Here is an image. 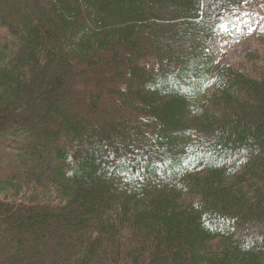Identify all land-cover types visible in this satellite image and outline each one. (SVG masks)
Returning a JSON list of instances; mask_svg holds the SVG:
<instances>
[{"label":"trees","instance_id":"obj_1","mask_svg":"<svg viewBox=\"0 0 264 264\" xmlns=\"http://www.w3.org/2000/svg\"><path fill=\"white\" fill-rule=\"evenodd\" d=\"M261 5L0 0V264H264Z\"/></svg>","mask_w":264,"mask_h":264},{"label":"rangeland","instance_id":"obj_2","mask_svg":"<svg viewBox=\"0 0 264 264\" xmlns=\"http://www.w3.org/2000/svg\"><path fill=\"white\" fill-rule=\"evenodd\" d=\"M260 33L264 34V5L247 9L238 17L234 28H226L220 35L215 45L219 59L229 65L247 62L249 55L259 46ZM52 159L55 160L54 157ZM31 167H39L41 172H46L47 166L41 159H32L28 161L26 168L19 170L14 167V172L25 174ZM12 171L11 167L4 169V173L8 175ZM45 262L50 263L48 259Z\"/></svg>","mask_w":264,"mask_h":264}]
</instances>
